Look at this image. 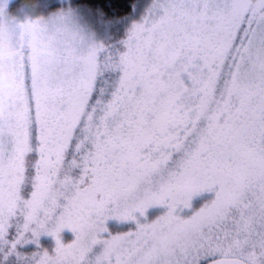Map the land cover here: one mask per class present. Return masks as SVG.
<instances>
[{
    "label": "snow or ice",
    "instance_id": "1",
    "mask_svg": "<svg viewBox=\"0 0 264 264\" xmlns=\"http://www.w3.org/2000/svg\"><path fill=\"white\" fill-rule=\"evenodd\" d=\"M0 264H264V0H0Z\"/></svg>",
    "mask_w": 264,
    "mask_h": 264
}]
</instances>
